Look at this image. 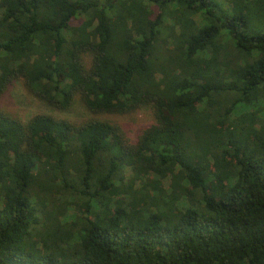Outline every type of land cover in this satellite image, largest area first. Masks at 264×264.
Masks as SVG:
<instances>
[{"label": "trees", "instance_id": "obj_1", "mask_svg": "<svg viewBox=\"0 0 264 264\" xmlns=\"http://www.w3.org/2000/svg\"><path fill=\"white\" fill-rule=\"evenodd\" d=\"M19 80L92 117L0 109V264H264V0H0Z\"/></svg>", "mask_w": 264, "mask_h": 264}, {"label": "rangeland", "instance_id": "obj_2", "mask_svg": "<svg viewBox=\"0 0 264 264\" xmlns=\"http://www.w3.org/2000/svg\"><path fill=\"white\" fill-rule=\"evenodd\" d=\"M218 1L222 6H226L227 0ZM0 109L22 122H27L33 116L39 114L51 115L76 124L92 117L77 99L67 111H60L46 106L24 89L22 80L12 83L2 94ZM100 118L119 125L131 142L136 139L143 129L153 123L152 113L148 109H140L128 115H103Z\"/></svg>", "mask_w": 264, "mask_h": 264}]
</instances>
